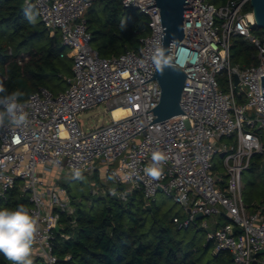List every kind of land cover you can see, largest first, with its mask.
I'll return each instance as SVG.
<instances>
[{
	"label": "built area",
	"instance_id": "1",
	"mask_svg": "<svg viewBox=\"0 0 264 264\" xmlns=\"http://www.w3.org/2000/svg\"><path fill=\"white\" fill-rule=\"evenodd\" d=\"M33 1L49 37L58 36L66 49L60 58L71 61L64 91L52 94L40 88L22 102L29 123L0 128V199L14 188L27 197V208L39 223L33 260L57 264L54 240L57 234L67 238L59 234L60 218L73 212L60 180L63 175L75 179L78 169L82 176L110 180L115 186L108 194L122 201L133 192L146 201L158 192L166 195L185 213L184 219H173L179 228L213 218L218 226L206 238L215 252H227L233 264H264V217L260 211L248 213L241 197L242 171L253 154L264 155V100L258 84V73L264 71V31L261 37L252 32V11H243L249 0L218 7L208 0L185 2L191 9L182 10L183 38L171 48L173 64L180 49L192 57L177 66L186 76L179 103L183 115L163 121H155L152 112L160 88L153 79L151 56L160 47L162 33L155 0H120L124 8L146 16L150 33L137 50L108 58L100 57L90 43L85 19L90 0ZM233 38L255 48L253 65H231ZM223 71L229 93L218 86L216 77ZM234 87L240 91L235 93ZM236 96L246 101L237 103ZM100 105L109 121L84 130L78 116ZM118 109L126 113L115 116ZM232 136L235 146L223 141ZM154 151L168 156L159 180L144 173ZM216 156L224 163V177L211 174ZM133 172L131 180L126 179ZM119 185L128 191L118 193ZM198 214L201 220H196ZM222 216L227 220L220 221ZM207 227L202 222L201 228Z\"/></svg>",
	"mask_w": 264,
	"mask_h": 264
},
{
	"label": "trees",
	"instance_id": "2",
	"mask_svg": "<svg viewBox=\"0 0 264 264\" xmlns=\"http://www.w3.org/2000/svg\"><path fill=\"white\" fill-rule=\"evenodd\" d=\"M227 1L230 0H208L217 6L225 5ZM90 2L85 19L91 46L100 57L108 58L137 50L141 46L140 40L149 35L146 16L124 8L120 0ZM28 7L36 10L33 0H0V29L9 30V33L0 31V80L7 89L5 94L13 91L24 93L21 102L40 88L56 94L48 86V77H59L63 70L71 71L70 59L60 58L66 49L60 45L58 36L49 37L38 16L37 23L30 24L25 15ZM243 11L251 12L248 3ZM122 22L126 25L124 29L121 28ZM230 62L244 67L253 65L255 48L243 39L233 38ZM67 77H63L64 82ZM254 157L255 160L260 158L259 155ZM254 162L255 168L257 164ZM90 179L94 185H100L97 174ZM90 195L88 207L83 204L87 200L83 196L77 205L75 197L70 198L72 215L60 218L62 229L59 234L67 238L57 234L54 240L57 264L232 263L227 252H213L214 244L207 238L204 246L199 248L195 247L193 239L187 241L178 237L179 231L190 227L176 226L173 219L177 216L171 219L160 217L152 203L148 204V210L138 192L131 193L126 201L115 199L108 193ZM21 205L27 207L28 200L17 188L8 191L5 199H0V209L15 210ZM226 220L224 216L220 218V221ZM208 253L210 259L203 261ZM9 263L0 254V264ZM33 264L43 263L33 260Z\"/></svg>",
	"mask_w": 264,
	"mask_h": 264
},
{
	"label": "rangeland",
	"instance_id": "3",
	"mask_svg": "<svg viewBox=\"0 0 264 264\" xmlns=\"http://www.w3.org/2000/svg\"><path fill=\"white\" fill-rule=\"evenodd\" d=\"M249 4V3H248ZM218 7L217 5H214ZM250 6V5H249ZM9 33L8 29H0ZM253 34L258 37H261L263 34V30L257 27H253ZM27 48H25L26 50ZM66 61V60H65ZM233 66L234 63H231ZM71 67V62L69 64V68ZM241 68L243 66H240ZM71 72L69 69L63 70L60 72L59 77H48V86L53 88L57 93L64 91L66 88V84L63 81V77L70 76ZM218 86L223 93H229V86L227 81L226 72L223 71L221 74L217 75ZM235 93H238L240 90L238 87L233 88ZM56 93V94H57ZM244 95V94H243ZM242 95V96H243ZM237 103H244L246 101L245 98H240L236 96ZM78 120L84 130L88 128H92L95 126L105 125L109 121L108 112L104 109L103 105H100L97 108H93L81 113L78 116ZM225 143L229 145L235 146L236 137L232 136L230 139H224ZM255 155H259V160H255ZM254 157V158H253ZM264 155L255 153L250 158V164L248 168L244 169L241 174V197L242 202L246 207V211L248 213L259 212L261 210V214L264 217ZM254 161H256L257 168H254ZM213 167L211 170V174L214 177L225 176V167L222 161V158L216 156L212 161ZM100 179V185H94L89 175H83V179H72L70 177L62 176L60 180V184L68 191V193H74L75 195V203L79 204L81 197L83 196L86 201H84V205L89 206L90 193L95 194L96 196L105 195L108 193V190L115 186L110 180L104 179L103 176ZM224 185H221L223 187ZM122 191H128L127 187L123 185L118 186V193ZM143 199V198H142ZM145 205L152 203L154 210L159 213L160 217H167L171 219L173 216H178L181 219L185 218V213L180 208L179 205L175 204L174 201L167 197L166 195L158 192L155 197L151 200H144ZM86 202V204H85ZM213 218H205L204 220L198 221L197 226H191L188 230H181L178 232L177 236L188 240L193 239L195 247L201 248L206 243V233L211 232L217 228V226L213 225ZM213 221V222H212ZM202 222L207 223V228H201ZM215 252V251H213ZM209 258V253L204 256L203 261H207ZM210 259V258H209ZM215 261V260H214ZM213 264H217V261L213 262ZM222 264H232V263H222Z\"/></svg>",
	"mask_w": 264,
	"mask_h": 264
},
{
	"label": "clouds",
	"instance_id": "4",
	"mask_svg": "<svg viewBox=\"0 0 264 264\" xmlns=\"http://www.w3.org/2000/svg\"><path fill=\"white\" fill-rule=\"evenodd\" d=\"M26 19L32 25L37 23L39 15L33 7L25 10ZM126 25L121 23V28ZM192 59L191 54L186 50L180 49L177 54L176 64H173V58L167 54V50L162 46L157 47L151 56L152 63L158 70L165 68L182 67L184 63ZM0 80V128L8 125L17 128L26 126L29 123L28 113L24 111L25 104L21 102L24 93L13 91L10 94ZM152 164L144 169V173L153 180H159L163 176V165L167 163L168 156L162 151L152 153ZM130 173L126 179L131 180ZM73 178L83 179L80 170L76 169ZM115 177H109L114 179ZM39 232L38 218L30 213L26 206H19L15 210L0 209V254L10 262V264H33L34 245Z\"/></svg>",
	"mask_w": 264,
	"mask_h": 264
},
{
	"label": "water",
	"instance_id": "5",
	"mask_svg": "<svg viewBox=\"0 0 264 264\" xmlns=\"http://www.w3.org/2000/svg\"><path fill=\"white\" fill-rule=\"evenodd\" d=\"M186 1L155 0L162 27L160 47L162 46L166 49L169 56H171L172 45H176L183 38L181 21H184V14L182 10L191 9V5H184ZM249 5L255 26L264 31V0H249ZM185 77L184 73L177 67L165 68L162 71L157 68L155 69L153 79L158 83L160 88L159 103L152 109L153 115L156 116L155 121H163L180 114L183 115L179 103ZM236 83L237 80H235ZM258 84L261 85L262 100H264V71L262 70L258 73ZM69 197L74 199V193H69ZM113 197L118 199L116 194ZM146 207L149 210V206L147 205ZM202 218L201 214L196 216V220H201ZM234 231L240 233L239 228H236ZM259 254H263V251H260Z\"/></svg>",
	"mask_w": 264,
	"mask_h": 264
},
{
	"label": "bare ground",
	"instance_id": "6",
	"mask_svg": "<svg viewBox=\"0 0 264 264\" xmlns=\"http://www.w3.org/2000/svg\"><path fill=\"white\" fill-rule=\"evenodd\" d=\"M126 112L124 110L118 109L116 111H114V115L115 116H120V115H124Z\"/></svg>",
	"mask_w": 264,
	"mask_h": 264
},
{
	"label": "crops",
	"instance_id": "7",
	"mask_svg": "<svg viewBox=\"0 0 264 264\" xmlns=\"http://www.w3.org/2000/svg\"><path fill=\"white\" fill-rule=\"evenodd\" d=\"M70 62H71V61H70ZM213 221H214V220H213ZM213 221H212V222H213ZM219 223H220V222H219ZM215 226H217V225H215Z\"/></svg>",
	"mask_w": 264,
	"mask_h": 264
}]
</instances>
